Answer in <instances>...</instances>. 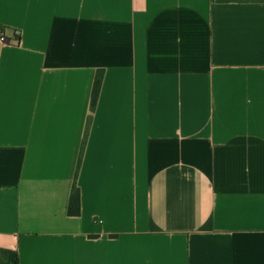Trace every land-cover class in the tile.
I'll list each match as a JSON object with an SVG mask.
<instances>
[{
  "label": "crops",
  "instance_id": "crops-1",
  "mask_svg": "<svg viewBox=\"0 0 264 264\" xmlns=\"http://www.w3.org/2000/svg\"><path fill=\"white\" fill-rule=\"evenodd\" d=\"M0 26V264H264V0H0Z\"/></svg>",
  "mask_w": 264,
  "mask_h": 264
},
{
  "label": "trees",
  "instance_id": "trees-1",
  "mask_svg": "<svg viewBox=\"0 0 264 264\" xmlns=\"http://www.w3.org/2000/svg\"><path fill=\"white\" fill-rule=\"evenodd\" d=\"M103 74H104V71L99 70L96 76V79H95V84H94V88L92 92V110L95 109L97 101H98V97L100 94V89H101L102 81H103ZM80 164H81V157L78 162V168H77V172L75 175V182L73 185L70 203L68 207V213L70 216H80L81 214V194H80V189L77 186V177H78V173L80 169Z\"/></svg>",
  "mask_w": 264,
  "mask_h": 264
},
{
  "label": "built area",
  "instance_id": "built-area-1",
  "mask_svg": "<svg viewBox=\"0 0 264 264\" xmlns=\"http://www.w3.org/2000/svg\"><path fill=\"white\" fill-rule=\"evenodd\" d=\"M0 41H1L2 43H7V42H9V40H8L6 34H5V28L2 27V26H0Z\"/></svg>",
  "mask_w": 264,
  "mask_h": 264
}]
</instances>
